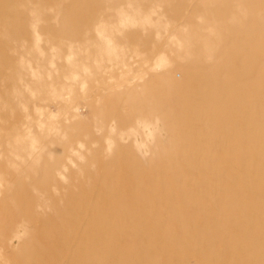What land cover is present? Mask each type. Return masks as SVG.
<instances>
[{
  "label": "rangeland",
  "instance_id": "374dc122",
  "mask_svg": "<svg viewBox=\"0 0 264 264\" xmlns=\"http://www.w3.org/2000/svg\"><path fill=\"white\" fill-rule=\"evenodd\" d=\"M0 264H264V0H0Z\"/></svg>",
  "mask_w": 264,
  "mask_h": 264
},
{
  "label": "bare ground",
  "instance_id": "6f19581e",
  "mask_svg": "<svg viewBox=\"0 0 264 264\" xmlns=\"http://www.w3.org/2000/svg\"><path fill=\"white\" fill-rule=\"evenodd\" d=\"M190 5H191V4H190ZM190 7H191V6H190ZM186 15H187V14H186ZM145 17H148V16H145ZM184 18H186V17H184ZM149 19H150V18H149ZM134 20H135V19H134ZM134 20H133V21H134ZM139 20H140V19H139ZM135 21H136V20H135ZM135 21H134V22H135ZM142 21H143V20H142ZM147 22H150V21H147ZM132 23H133V22H132ZM135 23H136V22H135ZM99 24H100V21H99ZM149 25H151V24H149ZM102 26H103V25H102ZM99 28H102V27H99ZM103 29H104V27H103ZM97 30H98V29H97ZM172 30H173V28H172ZM97 32H98V31H97ZM169 33H170V32H169ZM169 33H168V34H169ZM158 37H159V36H158ZM169 37H170V36H169ZM163 44H164V43H163ZM42 53H43V52H42ZM125 63H126V62H125ZM126 65H128V64H126ZM126 65H125V66H126ZM128 66H130V65H128ZM128 70H129V69H128ZM4 115H5V114H4ZM128 129H129V128H128ZM126 130H127V129H126ZM129 130H130V129H129ZM127 131H128V130H127ZM121 133H122V132H121ZM128 133H129V132H128ZM130 133H131V132H130ZM130 133H129V135H130ZM124 134H126L125 131H124ZM69 135H70V134H69ZM127 135H128V134H127ZM123 139H124V138H123ZM123 139H122V140H123ZM131 139H132V138H131ZM140 142H141V141H140ZM141 144H142V143H141ZM58 175H59V174H58ZM61 178H62V177H61ZM63 179H64V178H63ZM127 223H128V222H127ZM95 228H96V227H95ZM129 229H130V228H129ZM19 232H20V231H19ZM16 235H17V234H16ZM69 238H70V237H69ZM61 250H62V249H61ZM67 250H68V249H67ZM141 250H142V249H141ZM177 258H178V257H177ZM66 262H67V261H66Z\"/></svg>",
  "mask_w": 264,
  "mask_h": 264
}]
</instances>
